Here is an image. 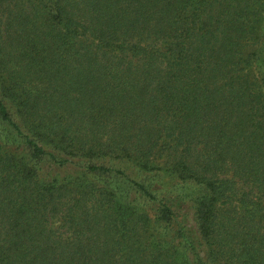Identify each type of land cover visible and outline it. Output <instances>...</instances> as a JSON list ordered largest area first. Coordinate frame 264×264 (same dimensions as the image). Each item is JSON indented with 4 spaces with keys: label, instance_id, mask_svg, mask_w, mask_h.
<instances>
[{
    "label": "trees",
    "instance_id": "1",
    "mask_svg": "<svg viewBox=\"0 0 264 264\" xmlns=\"http://www.w3.org/2000/svg\"><path fill=\"white\" fill-rule=\"evenodd\" d=\"M0 264H264V0H0Z\"/></svg>",
    "mask_w": 264,
    "mask_h": 264
},
{
    "label": "rangeland",
    "instance_id": "2",
    "mask_svg": "<svg viewBox=\"0 0 264 264\" xmlns=\"http://www.w3.org/2000/svg\"><path fill=\"white\" fill-rule=\"evenodd\" d=\"M161 161H162V160H158L156 163H159V164H161V165H162Z\"/></svg>",
    "mask_w": 264,
    "mask_h": 264
}]
</instances>
